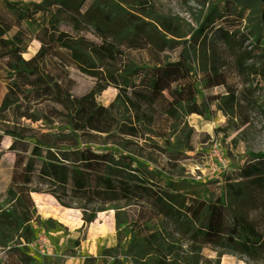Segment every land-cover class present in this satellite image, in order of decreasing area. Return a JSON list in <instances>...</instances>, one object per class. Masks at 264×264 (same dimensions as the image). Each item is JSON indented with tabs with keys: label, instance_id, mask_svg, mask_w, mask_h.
I'll return each instance as SVG.
<instances>
[{
	"label": "rangeland",
	"instance_id": "1",
	"mask_svg": "<svg viewBox=\"0 0 264 264\" xmlns=\"http://www.w3.org/2000/svg\"><path fill=\"white\" fill-rule=\"evenodd\" d=\"M1 1L17 130L0 141V264H264V0ZM46 81L80 108L95 94L142 155L69 132ZM102 220L113 233L92 241Z\"/></svg>",
	"mask_w": 264,
	"mask_h": 264
},
{
	"label": "trees",
	"instance_id": "2",
	"mask_svg": "<svg viewBox=\"0 0 264 264\" xmlns=\"http://www.w3.org/2000/svg\"><path fill=\"white\" fill-rule=\"evenodd\" d=\"M1 5L2 7L4 8V10L6 11H13L15 12V15L19 13V11L25 7V2L22 1V0H2L1 1ZM24 21L25 22H28L30 24L31 27H35V28H40L38 26V20L35 19L34 17H32V15H30V11L29 9L25 10L24 12ZM0 23H5V19L3 18L2 15H0ZM1 25V24H0ZM240 25V23L238 24V26ZM2 26V25H1ZM237 26V27H238ZM228 28V27H226ZM229 30V29H228ZM230 31V30H229ZM3 44L1 45L0 44V50L3 48ZM1 54H3L1 51H0V58H1ZM2 66H4V68H2ZM14 69L15 67H11L9 66V68H7V65L6 64H0V83H7L9 82L10 80H16V75H15V72H14ZM50 81V80H49ZM49 81H46V86L49 87V90L50 92H52L53 94H56L57 95V104L58 103H61L63 102L64 105H66V108L70 109V114L69 115H64L63 113H59L57 114V117L60 115L61 117H64V119H60V122H61V125L63 126H69L71 125V123H73V115L74 116H78L82 122L81 124V127L82 128H88L89 130H93L97 133H103V134H106V133H109L110 131H114V134L112 136L116 137L117 139H119L120 141L124 142V143H130L131 141H129L128 137H131V134L132 133H137V130L134 129L133 126L129 125L128 122H117V120L113 119L111 116H107L109 115L107 112H106V109L105 107L101 106L98 104V102L96 101V95H92V100L91 102H88L90 103V106L89 107H83V108H80V106L78 105V102H77V99H75L74 97H69L68 95H64V93L61 92L60 89L56 88V92L55 90H53L51 88V85L49 83ZM42 82V80L40 81ZM42 83H39L38 84V87L36 88H33L31 89L32 91H35L33 94L31 93V95H28V94H25L26 98L28 97V101H31L33 99H37L39 97L42 96V94L44 95H48L49 93L47 92L48 90H46L45 88H39V86H41ZM55 87L56 85L53 84ZM41 89L42 90V93L39 92L38 90ZM26 91V89H23V92ZM15 97H16V93H13V92H9L8 93V96H5L4 97V103H6L7 101H10V106L8 108H11V105L13 104L12 102H15ZM13 98V100L11 99ZM58 98H62L64 99L65 101H58ZM65 107V106H64ZM4 109V108H3ZM27 111V107H25V110L24 112ZM3 112H5L7 114V109L3 110ZM46 116H48L46 113L44 114ZM6 115H3L2 114V121H5L3 118H5ZM30 118H33V116H31ZM92 118H96L97 120L100 121V126L102 128H94L92 127ZM5 122H9V121H5ZM10 123H13V122H10ZM13 130L12 131H2V133H9V134H15L16 133V124L13 123ZM123 126L125 127L127 130H124V131H121L120 127ZM68 128V127H67ZM71 132V131H70ZM116 132V133H115ZM73 133V132H71ZM73 134H82V135H87V132L85 133H73ZM122 135L123 136H126L122 139V137L120 136H117V135ZM140 134V133H138ZM1 137H2V134H1ZM98 139L100 140V137L97 135ZM109 137H111L110 135H107V137H105L103 139V144L105 142V140H107V143L112 145V143H115L117 144L114 140H112L111 142L109 141ZM96 138V137H95ZM127 138V140H125ZM72 139V138H70ZM76 140L77 139V136L74 135L73 139L72 140ZM70 141V143L73 144V141ZM100 148V147H98ZM48 151V149H46V152ZM80 152H83V156H86L87 154H91L92 156V161L93 159H98L99 162H102V163H105V160H109V158L112 157L113 153H109L107 155H102V154H95L96 152L98 151H88V149L86 151H83V150H80ZM95 152V153H93ZM48 153H45V157H42L41 160L43 162H49V159L46 157ZM59 154H60V151H56L53 156L55 155V159L57 160V162H54L55 164L57 165H60V164H64V162L62 161L61 158H59ZM125 157L124 154H122V160H125V164H128V163H132V161L128 158H123ZM16 169V168H15ZM14 170H12V173H11V183L12 185L14 186L15 188V191L18 193V195L20 196L21 200L27 205V207L29 208H32L33 207V202L31 200V198L29 197V195H24V193L21 191L20 187H17L15 186L17 184V182L19 181V176L17 174V172ZM112 173H114L112 171ZM99 175V173H95L92 177V178H97V176ZM131 175H134V173H131ZM95 181H97V179H95ZM22 186V185H20ZM100 205V202L98 203V206ZM93 206V205H92ZM94 208V206L92 207ZM180 210V209H179ZM178 210V211H179Z\"/></svg>",
	"mask_w": 264,
	"mask_h": 264
},
{
	"label": "flooded vegetation",
	"instance_id": "3",
	"mask_svg": "<svg viewBox=\"0 0 264 264\" xmlns=\"http://www.w3.org/2000/svg\"><path fill=\"white\" fill-rule=\"evenodd\" d=\"M13 80H10L9 82H11ZM9 82H7V83H9ZM0 84H6V83H0ZM9 92H11V91H9ZM58 101H65V100L62 99V98H58ZM58 104L61 105V103H58ZM9 106H10V101H7L6 103H4V98H3L2 101H1V103H0V141L2 139V137H1L2 131L1 130L5 131V132L6 131H9L10 132V131L13 130V128L11 127V123L10 122L2 121V114L3 115H6V113L3 112V110L8 109ZM64 106H66V105H64ZM58 118L64 119V117H61L60 115L58 116ZM72 121H73V123H71V125L68 126V129H70L69 132L71 131L73 133H85V132L97 133V132H95L93 130L92 131L89 130L88 128H82L81 127L82 122H81V120H80V118L78 116H74L73 115V120ZM91 123H92V127H94V128H102L99 125L100 124V121L97 120L96 118H92V122ZM120 129H121V131L127 130L123 126H121ZM113 134H114V131H110L109 133H106V134L100 135V136L107 137V135H110L111 137H109V141L111 142L112 140H114L117 143L114 146L115 147H119L118 148L119 150H123V149H125V150H132V151H134V154L135 155H137V156L142 155L137 150V143H135L133 141L130 142V143H124V142L120 141L119 139H117L116 137L112 136ZM117 136L122 137V135H120V134L117 135ZM125 140H127V138ZM101 144L102 143L100 142L99 145H97V146L98 147H101L102 146V148L107 147V145L111 146L110 144L107 143V140H105L104 144H102V145ZM93 153H95V152H93ZM109 153H111V152L110 151H105V152H96L95 154L107 155ZM122 161L125 162V160H122ZM92 215H95V213L92 212Z\"/></svg>",
	"mask_w": 264,
	"mask_h": 264
},
{
	"label": "crops",
	"instance_id": "4",
	"mask_svg": "<svg viewBox=\"0 0 264 264\" xmlns=\"http://www.w3.org/2000/svg\"><path fill=\"white\" fill-rule=\"evenodd\" d=\"M112 221L111 220H102L100 223L97 224L94 231L96 232V237L93 236V240L92 241H104L107 240L111 234L113 233L112 230Z\"/></svg>",
	"mask_w": 264,
	"mask_h": 264
},
{
	"label": "bare ground",
	"instance_id": "5",
	"mask_svg": "<svg viewBox=\"0 0 264 264\" xmlns=\"http://www.w3.org/2000/svg\"><path fill=\"white\" fill-rule=\"evenodd\" d=\"M180 211V210H179ZM16 216L20 219V220H24V221H29L31 219V214L30 212H28L26 209H24L23 207L20 206H16V210H15Z\"/></svg>",
	"mask_w": 264,
	"mask_h": 264
},
{
	"label": "built area",
	"instance_id": "6",
	"mask_svg": "<svg viewBox=\"0 0 264 264\" xmlns=\"http://www.w3.org/2000/svg\"><path fill=\"white\" fill-rule=\"evenodd\" d=\"M216 152H217V151H215V153H216ZM42 242H43V244H44V245H47V244H48V242H47V241H45V239H44V238L42 239Z\"/></svg>",
	"mask_w": 264,
	"mask_h": 264
},
{
	"label": "water",
	"instance_id": "7",
	"mask_svg": "<svg viewBox=\"0 0 264 264\" xmlns=\"http://www.w3.org/2000/svg\"><path fill=\"white\" fill-rule=\"evenodd\" d=\"M263 25H264V15H263Z\"/></svg>",
	"mask_w": 264,
	"mask_h": 264
}]
</instances>
